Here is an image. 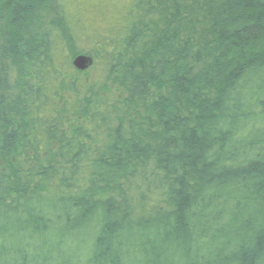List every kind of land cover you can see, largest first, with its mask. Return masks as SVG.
<instances>
[{"label": "trees", "instance_id": "16d2710c", "mask_svg": "<svg viewBox=\"0 0 264 264\" xmlns=\"http://www.w3.org/2000/svg\"><path fill=\"white\" fill-rule=\"evenodd\" d=\"M6 1L0 264H264V0Z\"/></svg>", "mask_w": 264, "mask_h": 264}, {"label": "rangeland", "instance_id": "374dc122", "mask_svg": "<svg viewBox=\"0 0 264 264\" xmlns=\"http://www.w3.org/2000/svg\"><path fill=\"white\" fill-rule=\"evenodd\" d=\"M126 4V0H67L66 9L69 13L77 12L81 24L86 29L115 28L120 22L119 10ZM8 1L0 0V10L4 19L1 20L0 29L6 20L8 13ZM47 9L41 5L29 15L27 29L23 30L24 36L37 30L42 21L47 18ZM191 24H189V29Z\"/></svg>", "mask_w": 264, "mask_h": 264}, {"label": "water", "instance_id": "95a60500", "mask_svg": "<svg viewBox=\"0 0 264 264\" xmlns=\"http://www.w3.org/2000/svg\"><path fill=\"white\" fill-rule=\"evenodd\" d=\"M71 63L76 69L84 70L91 65L92 58L88 55L78 54L72 59Z\"/></svg>", "mask_w": 264, "mask_h": 264}]
</instances>
